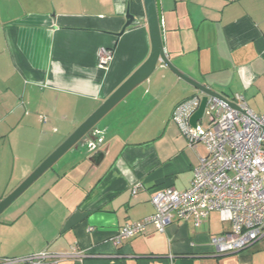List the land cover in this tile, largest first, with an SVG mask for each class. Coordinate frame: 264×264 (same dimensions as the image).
<instances>
[{
	"label": "crops",
	"instance_id": "crops-1",
	"mask_svg": "<svg viewBox=\"0 0 264 264\" xmlns=\"http://www.w3.org/2000/svg\"><path fill=\"white\" fill-rule=\"evenodd\" d=\"M161 3L170 62L229 101L241 94L264 113V0ZM129 8L139 23L123 32ZM103 49L113 53L104 68ZM151 51L146 12L135 0H0V202ZM204 96L159 63L98 122L96 150L72 148L0 215V264L44 251L66 256L74 246L85 257L57 264H264V237L240 253L214 254L211 238L232 227L218 212L200 227L174 220L164 232L148 225L115 242L122 227L155 213L158 191L190 188L208 149L189 145L173 116L179 104ZM198 124L208 128L209 115Z\"/></svg>",
	"mask_w": 264,
	"mask_h": 264
},
{
	"label": "built area",
	"instance_id": "built-area-1",
	"mask_svg": "<svg viewBox=\"0 0 264 264\" xmlns=\"http://www.w3.org/2000/svg\"><path fill=\"white\" fill-rule=\"evenodd\" d=\"M112 58V51L103 49L99 66L106 67ZM233 103L240 110L210 98L205 111L210 117L208 128L189 123L200 104L199 98L175 108L173 119L189 145L203 143L208 155L200 157L188 190L158 191L152 197L155 213L122 227L115 238L117 244L143 234L148 225H155L159 232H164L174 220L192 221L200 227L213 212L232 225L230 231L211 238L215 255L240 253L264 237V113L252 111L241 94L235 95ZM138 187L140 184L135 186L134 194ZM68 255L85 257L74 246L66 256L44 251L22 259H2V264H57Z\"/></svg>",
	"mask_w": 264,
	"mask_h": 264
},
{
	"label": "water",
	"instance_id": "water-1",
	"mask_svg": "<svg viewBox=\"0 0 264 264\" xmlns=\"http://www.w3.org/2000/svg\"><path fill=\"white\" fill-rule=\"evenodd\" d=\"M137 4L144 6L149 32L152 42V51L147 61L120 87L114 94L106 100L102 106L96 110L61 146H59L16 190L9 194L0 202V215L16 202L45 172L53 167L68 151L72 148H83L89 145L90 148L96 150L98 138L94 135V130L98 122L115 107L133 88L139 83L146 80L156 70L159 63H163L174 74L185 82L192 85L198 91L205 94L200 99V104L195 112L191 115L189 123L196 127L203 119L207 104L210 98H217L219 101L228 104L232 109L240 110L233 102L229 101L219 93H216L188 78L179 71L168 59L165 51V38L163 27V14L161 0H135ZM127 23L125 28L139 23V20L131 13L130 8L126 14ZM198 98V97H195ZM101 152H97L93 158L100 156Z\"/></svg>",
	"mask_w": 264,
	"mask_h": 264
},
{
	"label": "rangeland",
	"instance_id": "rangeland-1",
	"mask_svg": "<svg viewBox=\"0 0 264 264\" xmlns=\"http://www.w3.org/2000/svg\"><path fill=\"white\" fill-rule=\"evenodd\" d=\"M207 120H208V119H207V118H205V119H204V121H203V123H204L205 125L207 124V123H206V122H207Z\"/></svg>",
	"mask_w": 264,
	"mask_h": 264
}]
</instances>
